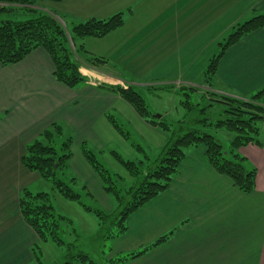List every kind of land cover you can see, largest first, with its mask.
Segmentation results:
<instances>
[{"label": "crops", "instance_id": "obj_1", "mask_svg": "<svg viewBox=\"0 0 264 264\" xmlns=\"http://www.w3.org/2000/svg\"><path fill=\"white\" fill-rule=\"evenodd\" d=\"M139 2L148 3L145 16L135 14ZM53 7L47 10L66 27L118 12L128 19L104 37L81 40L86 50L107 62L94 66L76 56L86 77L77 88L55 78L52 58L42 47L18 63H0V264L34 262L31 248L39 239L22 216L19 198L24 188L43 178L22 162L27 144L43 131L59 124L70 134L68 167L77 183L108 206L112 199L83 156L81 143L102 153L114 143L134 158L138 152L107 114L114 110L149 147L161 150L167 141V133L101 84L177 82L178 87L239 98L264 87V28L230 46L209 84L204 79L219 46L239 23L264 13V0H61ZM260 139L262 146L240 149L257 168L252 193H243L218 173L204 146L192 148L169 188L129 216L128 230L114 240L110 257L139 250L185 221L168 241L124 264H264V123Z\"/></svg>", "mask_w": 264, "mask_h": 264}, {"label": "trees", "instance_id": "obj_2", "mask_svg": "<svg viewBox=\"0 0 264 264\" xmlns=\"http://www.w3.org/2000/svg\"><path fill=\"white\" fill-rule=\"evenodd\" d=\"M40 1L43 0H0L18 5L17 8L11 5L0 7V11H12L15 16L7 15V20L0 19V63L3 65L18 63L34 49L42 47L52 58L55 78L70 88H77L86 81V77L80 71V62L76 56L94 66L107 62L105 58L86 50L81 40L86 37H104L122 27L125 22L124 13L118 12L106 19L90 18L65 27L54 14L34 8ZM261 28H264V13H254L239 23L221 44L218 54L210 59L204 74L205 81L209 84L217 72L221 57L230 46ZM99 87L120 95L145 121L168 134L167 141L154 158L146 154L144 147L135 143L132 145L137 152L144 155V159L137 161L125 159L117 150H110L111 155L123 164L131 175L132 182L128 186L123 182H120L123 183L120 185L116 174H112L98 160L96 152L86 141L81 143L83 156L101 179L104 191L114 202L112 210L107 211L82 203V195L61 177L69 166L73 138L68 137L58 150L54 146L55 138L63 133L59 124H53L51 128L42 132L40 138L27 144L22 162L29 170L52 180L54 188L66 198L81 202L86 210L95 213L100 225L99 233L103 239H116L126 233L129 216L169 188L188 150L192 148L204 146L210 164L218 173L229 177L240 191L250 194L255 190L257 168L249 164L248 158L240 149L249 144L263 145L260 139V125L264 123V87L249 96V99L205 91V95H209L211 101L221 105L216 120H213L212 116H206L208 107L215 111V104L200 107V102L191 101V93L199 90L197 87L175 88V91L180 90L185 94L187 98L183 104L188 112L193 114L188 119L176 123L167 122L163 117L157 118L134 85L124 87L120 84H101ZM162 87L164 88V86L159 88ZM107 117L113 126L130 140L129 131L118 123L116 117L112 113L107 114ZM208 127L233 132L229 147L226 148L216 135L208 131ZM77 181V177L73 176L69 182L77 184ZM83 188L86 189L87 195H91L85 184ZM19 206L24 220L39 239L31 248L36 264H43L40 243L49 240L66 248L63 260L57 261L56 264H99L92 260L88 253L78 248L77 239L66 242L62 238L64 223L69 224L72 221L55 211L50 193L33 192L29 188H24L20 194ZM180 225L139 250L108 257L107 264H124L142 256L168 241Z\"/></svg>", "mask_w": 264, "mask_h": 264}, {"label": "rangeland", "instance_id": "obj_3", "mask_svg": "<svg viewBox=\"0 0 264 264\" xmlns=\"http://www.w3.org/2000/svg\"><path fill=\"white\" fill-rule=\"evenodd\" d=\"M56 2L57 1L43 0L38 2L37 6H39L40 10L46 13L54 14L56 17H58L55 13H52L53 11L51 12L50 10H47L53 9V5ZM9 5L12 6L14 4L0 2V7ZM146 5H148L147 2H139L138 4H136L134 6V9L137 13L135 14H143V8H146ZM7 15L13 16L14 12L0 11L1 20H7ZM143 15L145 16V14ZM125 19H128L127 14H125ZM133 21L134 20L132 19L130 25H132ZM61 23L66 27L63 21H61ZM71 46L73 47L72 43ZM220 47L221 45L219 46V48ZM149 81L150 80H143V83H135L133 85L144 96L149 110L157 118L163 117L167 122L176 123L178 121L188 119L190 116H193V114L189 113L187 108L183 104V101H185L187 98L185 94H183V92L180 90L175 91V88L179 86L177 82L149 83ZM160 86H164V88H159ZM245 99H249V97ZM191 101L194 103L200 102V107L204 105L208 106L210 103L215 104V111L213 110V108L210 110V107H208L206 115L212 116L213 120H216L218 112L221 111V105L214 101H211L209 95H205L202 90L192 91ZM111 112L116 117L118 123L121 124L126 131H129L130 143L139 144L144 147L146 154L151 158H154L159 154L160 150L158 148L154 149L153 146L149 147L146 142H144L143 137H141L139 133L131 128L130 125L126 123L122 117H120L114 110H111ZM207 130L216 135L222 141L226 148L229 147L231 139L234 135L233 132L226 129L213 127H208ZM68 137H70V134H68L66 131H63L61 135L55 138L54 146L58 150H60L63 142ZM111 145L112 146H110L107 150H104L103 153L100 152V150L93 149L92 147L91 149L96 152L98 160L107 169H109L112 174H116L115 176L119 180V183L123 182L128 186L130 185L129 183L132 182V177L125 166L111 155L110 150H117L123 155L125 159H131L133 161L144 159V155L138 152L136 156L137 158H134L135 156L132 157L131 154L126 151L127 149L123 148V146L119 147L116 143ZM73 176L74 175L72 174V171L69 167H67L61 175V177L65 181H67V183H69L76 192L82 195V203L105 210L108 209L110 205H114L113 200L108 206L107 202L103 201L101 198L97 196L87 195L86 189H84L83 185H80V183L71 184L69 181ZM120 177H123L124 179L121 180ZM123 183H120V185L122 186ZM30 189L33 192L50 193L55 211L66 216L72 221L69 224L64 223L63 225L61 236L66 242H72L77 239L76 244L78 248L88 253L92 260L99 264H107L106 259L110 257L111 248L114 245L115 239H103L100 236V225L95 213L86 210L81 202L66 198L64 195L58 192L54 188V184L50 179L42 178L40 182H34ZM40 246L42 249L40 256L42 257L41 260L43 264H56L57 261L63 260L64 254L66 253V248L64 246L58 245L52 240L40 243ZM32 264H36V262H33Z\"/></svg>", "mask_w": 264, "mask_h": 264}, {"label": "water", "instance_id": "obj_4", "mask_svg": "<svg viewBox=\"0 0 264 264\" xmlns=\"http://www.w3.org/2000/svg\"><path fill=\"white\" fill-rule=\"evenodd\" d=\"M61 20V19H60ZM62 21V20H61Z\"/></svg>", "mask_w": 264, "mask_h": 264}]
</instances>
